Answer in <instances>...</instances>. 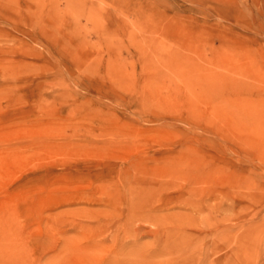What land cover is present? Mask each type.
Here are the masks:
<instances>
[{
    "label": "rangeland",
    "instance_id": "1",
    "mask_svg": "<svg viewBox=\"0 0 264 264\" xmlns=\"http://www.w3.org/2000/svg\"><path fill=\"white\" fill-rule=\"evenodd\" d=\"M173 263L264 264V0H0V264Z\"/></svg>",
    "mask_w": 264,
    "mask_h": 264
},
{
    "label": "bare ground",
    "instance_id": "2",
    "mask_svg": "<svg viewBox=\"0 0 264 264\" xmlns=\"http://www.w3.org/2000/svg\"><path fill=\"white\" fill-rule=\"evenodd\" d=\"M125 189H126V188H125ZM160 189H161V188H160ZM128 190H129V189H128ZM144 190H145V188H144ZM163 190H164V189H163ZM131 191H132V190H131ZM191 191H193V190H191ZM224 191H225V190H224ZM224 191L221 192L220 195H223V196L226 195V193H225ZM141 192H142V191H141ZM146 192H147V190L145 191V193H146ZM131 193H132V192H131ZM189 193H190V191H189ZM137 194H138V193H137ZM142 195H143V193H142ZM190 196H191V195H190ZM224 197H225V196H224ZM127 198H128L129 209H130V211H131V212L129 213V215H131V214H134V212H135L137 209H139V208L141 207V203H140L141 200H139L140 197H139V198H138V197H134V195H133V196H129V197H127ZM206 198H207V197H206ZM221 198L223 199V197H221ZM178 199H179V198H178ZM203 199H204V198H202V200H203ZM198 201H199V204H200V200H198ZM225 201H226V200H225ZM196 203H197V202H196ZM224 203H225V202H224ZM226 203H227V202H226ZM199 204H198V205H199ZM212 205H213V204H212ZM216 206H217V205H216ZM216 206H215V207H216ZM225 207H226V206H225ZM225 207H224V206H223V207H219V210L221 211V213H224V212H225V210H226ZM213 208H214V207H213ZM216 208H217V207H216ZM217 209H218V208H217ZM148 210H149V209H148ZM227 210H228V209H227ZM138 213H139V212H138ZM146 215H147V214H146ZM133 216H135V214L132 215V217H133ZM132 217H129V216H128L129 221L132 219ZM147 217H148V216H147ZM221 217H222V216H221ZM128 218H127V219H128ZM152 218H153V216H152ZM222 218H223V219H222L223 221L226 220L225 217H222ZM195 220H196V219H195ZM147 221H148V220H147ZM197 221H198V220H197ZM151 222H152V221H151ZM198 222H199V221H198ZM221 223H222V222H221ZM193 224H194V222H193ZM180 225H181V224H180ZM190 225H191V224H190ZM219 225H220V224H219ZM219 225H218V226H219ZM215 226H216V225H215ZM218 226H217V227H218ZM192 227H193V225H192ZM195 227H197V226L195 225ZM195 227H194V228H195ZM222 227H223L222 229H223L224 232H225L227 229H229V228L226 227L224 224H223ZM172 228H174V227L172 226ZM179 228H180V227H179ZM185 228H186V227H185ZM218 228H219V227H218ZM196 229H197V228H196ZM214 229H215V228H214ZM134 230H135V229H134ZM164 230H165V229H164ZM180 230H181V229H180ZM197 230H199V228H198ZM200 230H201V229H200ZM126 231H127V230H126ZM126 231H125V232H126ZM128 231H129V230H128ZM128 231H127V232H128ZM195 231H196V230H195ZM201 231H202V230H201ZM218 231H219V230H218ZM160 232H161V231H160ZM165 232H166V230H165ZM135 233H136V232H135ZM155 233H156V232H155ZM173 233H174V232H173ZM178 233H179V232H178ZM156 234H157V233H156ZM225 234H227V233L225 232ZM225 234H224V235H225ZM160 235H161V234H160ZM163 235H164V234H163ZM163 235H162V236H163ZM184 235H186V234H184ZM126 236H127V235H126ZM134 236H135V235H134ZM165 236H166V235H165ZM225 236H226V235H225ZM163 238H164V237H163ZM180 239H181V238H180ZM171 240H172V239H171ZM164 242H166V241L164 240ZM185 242H186V241H185ZM134 243H135V242H134ZM194 243H195V242H194ZM161 244H162V242H161ZM176 244H177V243H176ZM197 244H199V243H197ZM211 245H212V244H211ZM213 245H215V244H213ZM213 245H212V246H213ZM169 246H170V244H169ZM127 247H128V246H127ZM162 247H163V246H162ZM166 247H167V246H166ZM166 247H164V250H165ZM191 247H192V246H191ZM217 248H218V247H217ZM160 249H161V248H160ZM160 249H159V250H160ZM199 249H200V248H199ZM165 251H166V250H165ZM212 252H213V250H212ZM6 258H7V257H6ZM173 264H174V263H173ZM176 264H177V263H176Z\"/></svg>",
    "mask_w": 264,
    "mask_h": 264
}]
</instances>
